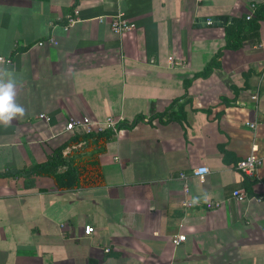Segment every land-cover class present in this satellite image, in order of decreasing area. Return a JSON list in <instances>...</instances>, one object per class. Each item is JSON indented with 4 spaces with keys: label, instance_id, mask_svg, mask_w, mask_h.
<instances>
[{
    "label": "crops",
    "instance_id": "crops-1",
    "mask_svg": "<svg viewBox=\"0 0 264 264\" xmlns=\"http://www.w3.org/2000/svg\"><path fill=\"white\" fill-rule=\"evenodd\" d=\"M117 11L134 29L116 34L97 19ZM219 17L233 33L244 26L239 48L204 23ZM219 50V66L193 77ZM0 57L25 108L0 123V173L45 162L75 132L71 117L143 118L104 144L100 186L0 175V264H264V0H0ZM176 98L184 118H159ZM252 148L262 163L246 177L236 164ZM201 165L208 173L187 178L186 208L179 174Z\"/></svg>",
    "mask_w": 264,
    "mask_h": 264
},
{
    "label": "trees",
    "instance_id": "trees-1",
    "mask_svg": "<svg viewBox=\"0 0 264 264\" xmlns=\"http://www.w3.org/2000/svg\"><path fill=\"white\" fill-rule=\"evenodd\" d=\"M217 19L221 20L219 24L225 27V48H239L241 38L238 36L245 31L244 26L238 25L236 29L237 34L235 35L236 32L233 33L231 31L232 25H227L228 17H219ZM258 20V17H255L249 21L248 29L257 31L259 26ZM230 23H233V21ZM221 53L222 50H219L216 56L205 65L203 71L196 73L193 77H208L212 70L219 66L217 58ZM189 84L190 81L185 82V90H187ZM179 100L180 98H176L171 101L166 111L157 116L161 118L166 115L170 120H182L184 118L183 103L180 104ZM176 106H178L177 111H175ZM141 120L143 118L137 116L130 124L118 123V128L122 126L131 127ZM112 135L113 132L109 129L89 133L76 130L65 142L53 151L45 162L29 169L8 171L6 173H0V175H46L53 178L58 189L100 186L104 183V180L98 156L104 150V144L110 140ZM60 168L63 169L60 170Z\"/></svg>",
    "mask_w": 264,
    "mask_h": 264
},
{
    "label": "built area",
    "instance_id": "built-area-1",
    "mask_svg": "<svg viewBox=\"0 0 264 264\" xmlns=\"http://www.w3.org/2000/svg\"><path fill=\"white\" fill-rule=\"evenodd\" d=\"M252 16V13L248 14L246 16V19H250ZM98 21H105L108 19L109 27L113 33L116 34H122L124 32L130 31L134 29L135 23L130 21L126 14L122 11H117L114 14L109 15H100L98 16ZM79 20L78 17V9L73 10V14L67 15V21L64 27L66 28L68 25L76 22ZM221 20L219 19H207L204 21L207 25H213V24H219ZM49 42L53 43V39H48ZM43 40L38 42V45L43 44ZM0 60H3L2 57H0ZM170 62H174V59L172 57H169ZM252 98L254 100H257V94L252 95ZM39 117H45V115L40 114ZM46 120H49V117H45ZM251 128L255 129V123H247ZM66 129L68 131H83V132H92V131H101L103 129H109L112 132H116L118 129V122L115 121L112 118L107 119L105 124H94L93 121H91L88 117H71L68 122L66 123ZM256 149L252 148L251 152L239 159L237 161L236 167L237 169L246 177H253L258 169V166L262 163V159L256 155L255 153ZM208 173V168L204 165L197 166L196 168L192 169L189 173L181 172L179 174V177L182 179V191L185 196L183 200V206L186 208H190L194 205V201L188 198L189 195V187L187 184V178L189 176L197 177L200 180L204 179V176ZM233 196L237 200H244L247 195L244 191L236 189L232 192ZM258 201L261 199H264V195L261 198H256ZM220 205V201H208L206 203L207 208H215ZM93 231V227L91 225H86L84 227V233L89 234ZM185 240L184 234H175L171 237V243L173 245H178L180 242Z\"/></svg>",
    "mask_w": 264,
    "mask_h": 264
},
{
    "label": "clouds",
    "instance_id": "clouds-1",
    "mask_svg": "<svg viewBox=\"0 0 264 264\" xmlns=\"http://www.w3.org/2000/svg\"><path fill=\"white\" fill-rule=\"evenodd\" d=\"M16 81L7 82L0 77V123L9 125L11 121L25 115V108L16 102Z\"/></svg>",
    "mask_w": 264,
    "mask_h": 264
}]
</instances>
